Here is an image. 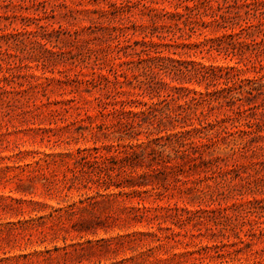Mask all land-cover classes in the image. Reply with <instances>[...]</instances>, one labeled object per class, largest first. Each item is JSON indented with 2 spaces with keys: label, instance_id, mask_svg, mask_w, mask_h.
I'll use <instances>...</instances> for the list:
<instances>
[{
  "label": "rangeland",
  "instance_id": "374dc122",
  "mask_svg": "<svg viewBox=\"0 0 264 264\" xmlns=\"http://www.w3.org/2000/svg\"><path fill=\"white\" fill-rule=\"evenodd\" d=\"M0 264H264V0H0Z\"/></svg>",
  "mask_w": 264,
  "mask_h": 264
}]
</instances>
